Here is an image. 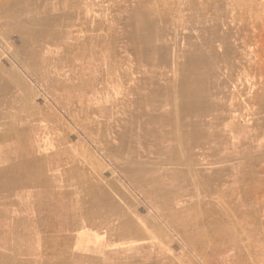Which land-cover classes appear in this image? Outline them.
<instances>
[{"label": "rangeland", "instance_id": "rangeland-1", "mask_svg": "<svg viewBox=\"0 0 264 264\" xmlns=\"http://www.w3.org/2000/svg\"><path fill=\"white\" fill-rule=\"evenodd\" d=\"M48 6L41 38L12 48L0 264H264V0ZM192 71L250 133L222 176L170 161L169 85ZM209 177L225 187L197 189Z\"/></svg>", "mask_w": 264, "mask_h": 264}, {"label": "crops", "instance_id": "crops-1", "mask_svg": "<svg viewBox=\"0 0 264 264\" xmlns=\"http://www.w3.org/2000/svg\"><path fill=\"white\" fill-rule=\"evenodd\" d=\"M48 7V0H0L3 38L0 43V141L12 128V96L18 93L16 84H25L23 71L12 67V48L17 46L14 42L22 43V46L34 45V41L41 38L42 29L36 26V22L43 21L41 15ZM2 49L7 52L9 60H4ZM212 88L209 72L192 71L169 85L170 106L178 120L170 139L176 148L181 149L179 154L186 156L179 155L170 161L176 166L189 168L190 173L186 174L190 178L197 175L193 174L197 172L195 167L201 168L202 174H228V170L240 165L242 144L250 142L251 138L250 133L242 131L240 124L232 120L225 124L223 117L227 109L213 94ZM195 182L199 190H222L226 185L225 178L215 177L205 178L204 182L196 178ZM234 182L240 183L239 178L228 183Z\"/></svg>", "mask_w": 264, "mask_h": 264}, {"label": "bare ground", "instance_id": "bare-ground-1", "mask_svg": "<svg viewBox=\"0 0 264 264\" xmlns=\"http://www.w3.org/2000/svg\"><path fill=\"white\" fill-rule=\"evenodd\" d=\"M170 202V201H169Z\"/></svg>", "mask_w": 264, "mask_h": 264}]
</instances>
